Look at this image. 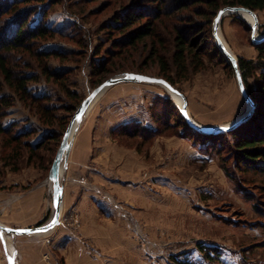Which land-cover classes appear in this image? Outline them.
<instances>
[{"label": "rangeland", "instance_id": "1", "mask_svg": "<svg viewBox=\"0 0 264 264\" xmlns=\"http://www.w3.org/2000/svg\"><path fill=\"white\" fill-rule=\"evenodd\" d=\"M152 1L41 0L22 5L33 9L30 23L41 19L53 32L35 48L61 54L46 61L51 71L62 75L61 84L46 79L37 59L27 52L14 54L13 64L16 70L37 76L28 83L29 91L44 96L43 103L67 127L75 109L69 113L66 107L76 102L61 86L76 96L79 106L108 78L125 73L160 78L149 59L150 41L131 49L123 43L124 34L110 27L116 16L122 18L137 5L151 15L156 7ZM254 13L259 24L256 34L263 35L264 10ZM229 18L233 20L229 36L222 33L221 40L238 60L236 52L243 46L248 55L254 48L251 29L239 15L223 20ZM161 30L167 38L161 53L169 56L173 33ZM109 52L115 53L107 59L110 73L99 76L94 67ZM214 60L205 59L204 69L185 79L173 76V87L185 99L189 117L204 128L228 125L247 107L229 61L226 67ZM248 82L254 86L253 78ZM3 92L13 101L1 123L13 124L14 133L27 131L30 136L23 142L43 147L30 157L27 151L16 152L19 157L14 161V146L0 142V223L34 228L52 216L48 176L66 129L57 124L48 127L35 104L25 105L6 87ZM169 102L178 113L171 94L155 84L120 83L100 94L74 132L73 156L62 178L63 195L65 190L67 200L72 199V206L61 208L59 219L68 232L64 245L69 246L66 256L69 251L73 254L71 261L58 252L59 245L51 239L55 233L50 231L0 239V264H8V256L19 264L21 241L41 238L49 240L40 257L44 264H264V175L235 167L230 136L204 140L177 125L174 114L168 118L163 113ZM126 125L133 127L128 131ZM48 132L57 134L55 141L48 139ZM83 197L88 211L85 224L76 208L82 199L86 202ZM41 208L44 219L37 215Z\"/></svg>", "mask_w": 264, "mask_h": 264}, {"label": "trees", "instance_id": "2", "mask_svg": "<svg viewBox=\"0 0 264 264\" xmlns=\"http://www.w3.org/2000/svg\"><path fill=\"white\" fill-rule=\"evenodd\" d=\"M32 1L41 2V0H0V142L6 141L8 145L14 146L12 148V153H15L12 157L14 161L19 157L16 152L27 151L30 157L37 148H42L43 144L33 146L29 142H23V138L29 137L30 133L27 131L14 133L13 124L4 126L1 123L5 117V110L13 101L9 94L3 92V87L25 105L35 104L36 113L43 124L48 127L61 125L62 130L67 128L65 120H58L53 116L50 107L43 103L46 100L44 96L38 97L29 91L28 83L35 82L37 76L20 72L13 64L14 54L27 52L37 59L38 67L46 79L61 84L62 75L51 71L46 64L49 58H60L61 54L35 48L37 41L51 38L53 32L42 24L41 19L34 24L30 23L33 9L20 8ZM152 2L156 7L151 15L145 14V9L137 5L135 8L127 9L122 18L116 16L110 27L113 31L124 34L123 43L131 49L139 45L145 47L149 40L151 49L149 59L153 60V65L158 69V76L172 86L175 83L173 76L177 79H185L190 73L203 70L205 59L211 62L218 59L217 63L228 67V59L221 52L213 34V20L220 8L242 7L253 12L264 10V0H153ZM170 2L172 4H169ZM142 21H144L142 25L132 29ZM161 28L173 33L169 56L161 53L167 42ZM252 45L257 51L256 59L239 57L237 60L245 89L255 103L249 119L230 131L207 135L189 127L179 111L177 113V108L170 102L169 108L164 109L163 113L168 118L173 117L174 114L176 117L173 118L177 121V125L197 132L204 140L220 141L221 136H230L231 159L235 167L245 172L264 175V40ZM106 55L107 58L94 67L99 76L110 73L106 70L109 62L107 59L114 58L115 53L109 52ZM248 78L254 79V86L250 85ZM61 88L76 102V106L66 107L67 112H73L74 109L76 111L79 100L65 86ZM133 126L123 127L130 131ZM144 130L143 128L142 131ZM56 135L48 132L47 136L51 141H55ZM221 147L223 145H220ZM222 166H225L224 162ZM225 173L228 175L226 170Z\"/></svg>", "mask_w": 264, "mask_h": 264}, {"label": "water", "instance_id": "3", "mask_svg": "<svg viewBox=\"0 0 264 264\" xmlns=\"http://www.w3.org/2000/svg\"><path fill=\"white\" fill-rule=\"evenodd\" d=\"M240 12H246L252 15L253 23L252 25L248 24L251 29V40L253 44H257L264 40L263 35H257L256 31L258 28V21L255 13L249 9L242 8V7H224L217 11L214 20H213V34L216 38L217 44L224 54V56L228 59L229 63L231 64L232 70L235 74V79L237 82V86L239 92L246 103V110L242 115L237 117L233 122L228 125L219 126L215 128H204L200 127L195 124L192 119L189 117L186 108V102L181 93L175 89L172 85L168 82L163 80L162 78H156L147 76L144 74H137V73H126L124 75L108 78L102 83H100L96 88H94L88 96L80 103L77 110L75 111L74 115L72 116L60 142L58 150L55 154L53 162L51 164L49 170V180L52 184V201H53V212L52 216L48 221L45 223L38 225L34 228H12L0 223V239L4 242L5 236L11 237H18V236H27V235H36V234H44L48 233L53 230L59 222L61 208H62V201H63V185H62V178L64 171L67 166L69 154L71 151V146L73 143V137L75 129H73L74 125L78 123L90 110L92 103L95 99L102 94L107 88L114 86L120 83H146V84H155L164 87L170 94H176L182 98L181 106L179 108L180 115L186 121L187 125L196 131L207 134V135H215L222 132L230 131L235 127L239 126L241 123L245 122L253 113L255 103L249 97L243 80L241 73L238 68L237 59L233 56V54L228 50L225 43L219 37V24L223 17L230 15V14H237L239 15ZM8 264H15L10 256L7 257Z\"/></svg>", "mask_w": 264, "mask_h": 264}, {"label": "crops", "instance_id": "4", "mask_svg": "<svg viewBox=\"0 0 264 264\" xmlns=\"http://www.w3.org/2000/svg\"><path fill=\"white\" fill-rule=\"evenodd\" d=\"M232 19L229 18V20H221L220 24H219V32L221 35H223L222 33H224L226 36H229V30H230V25L232 23ZM234 23H236L237 25H239L240 22H238L237 20L234 21ZM230 39V38H229ZM248 48V47H247ZM247 48L243 46V48L239 51L236 52L238 53L239 56L244 57L246 59H254L257 56V51L251 47L249 48L252 52L250 55L247 54ZM75 145H72L70 154H69V159L68 161H71V158L73 156V150H74ZM41 195H43V190L41 188ZM40 193V192H39ZM66 191L64 190V195H63V201H62V207H70L72 206V199L67 200V197L65 196ZM84 200H86V197H83ZM71 200V201H70ZM68 202V203H67ZM78 207V210L81 211V217H82V221L86 222V215L88 213L86 207H87V200L86 202L82 201L78 203V205L76 206V208ZM41 213V219L45 218V208H41V211L38 210L37 215H39ZM86 213V214H85ZM54 231L55 234H52L51 239L52 242H56L57 245H59L58 248V252H60L62 255L65 256L66 261L72 259L71 255H73L70 251H69V256L68 255V247L64 244H66V242H68V240H66L69 236H68V232L67 230L64 228V226H62L60 220L58 222V224L56 225V227L51 230ZM48 239L43 240L41 238L40 241H35V240H23L21 241L23 246L20 252V259L21 262H19V264H44L42 262V260H40V257L42 256V254L46 251V249L49 247L48 245ZM48 245V246H47Z\"/></svg>", "mask_w": 264, "mask_h": 264}, {"label": "bare ground", "instance_id": "5", "mask_svg": "<svg viewBox=\"0 0 264 264\" xmlns=\"http://www.w3.org/2000/svg\"><path fill=\"white\" fill-rule=\"evenodd\" d=\"M239 16H240L244 21H246L248 24L252 25V23H253V17H252L251 14L246 13V12H240V13H239ZM218 35H219L220 38H222L220 32L218 33ZM229 51L231 52V50H229ZM231 53H232V52H231ZM171 97L174 99V101L176 102V104H177L178 106H181V104H182V98H181L180 96L171 93ZM96 99H97V98H96ZM96 99H95V100H96ZM94 102H95V101H94ZM94 102H93V103H94ZM93 103H92V105H93ZM92 105H91V106H92ZM78 125H79V122L76 123V124L74 125L73 129H75V131H76V129L78 128ZM48 183H49V182H48ZM5 237H6V236H5ZM5 237H4V239H6ZM7 239H8V238H7Z\"/></svg>", "mask_w": 264, "mask_h": 264}]
</instances>
